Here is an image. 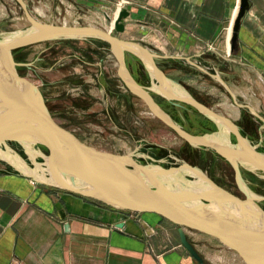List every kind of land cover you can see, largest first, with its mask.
Returning a JSON list of instances; mask_svg holds the SVG:
<instances>
[{"label":"crops","instance_id":"0c3cea01","mask_svg":"<svg viewBox=\"0 0 264 264\" xmlns=\"http://www.w3.org/2000/svg\"><path fill=\"white\" fill-rule=\"evenodd\" d=\"M120 1L71 2L78 11L91 10L92 26L108 31L107 15ZM128 1L125 9L130 15L119 37L151 49L155 60L178 69L175 73L185 70L186 84L194 86L189 73L207 76L235 104L239 97L233 95L229 82L242 77L250 84L257 78L264 85V0H250L234 50L227 28L234 24L240 0ZM247 108L256 116L255 109ZM260 137H264L261 132ZM10 144L0 145V264H200L182 245L176 225L156 214L114 210L37 182L3 157L1 151H8L34 170L31 157H20ZM186 234L204 264L221 262L204 255L200 237L205 235L190 230ZM221 248L216 246L218 251Z\"/></svg>","mask_w":264,"mask_h":264},{"label":"water","instance_id":"95a60500","mask_svg":"<svg viewBox=\"0 0 264 264\" xmlns=\"http://www.w3.org/2000/svg\"><path fill=\"white\" fill-rule=\"evenodd\" d=\"M15 1L20 4L31 26L24 31L0 34V104L10 105L9 110H0V145L18 144L27 154L28 146H44L49 152L48 156L44 155L47 177L52 178L54 183H42L92 198L114 210L160 216L178 227L182 245L200 264H204V260L188 240L187 230L215 239L235 252L244 264H264V219L259 222L240 218L238 215H232L231 210L226 212L220 208H217L218 211H210V206L219 202V198L212 194L213 190H217L235 207H245L250 202L256 213L264 217V211L257 203L260 199L248 194L250 189L241 173V168L264 173V154L257 152L250 145L230 119L199 103L182 85L168 78L158 67L156 56L147 47L118 38L117 35L125 30L124 21L130 15L128 10L123 9L120 12L114 25L115 33L112 34L113 32L92 26H56L43 23L29 13L24 0ZM250 5V0H240L232 29L233 50L238 43L242 20ZM11 34L18 35L17 41L7 43L5 37ZM88 38L98 39L110 45L118 58V73L124 84L131 93L143 100L158 120L175 131L184 141L212 150L232 165L236 181L246 195V201L216 185L198 168L183 164L166 169L154 163L143 165L134 154L120 155L100 151L82 142L53 119L40 90L18 74L13 51L48 41ZM125 53L142 61L152 83L157 81L159 89H162L163 85L172 86L178 92L158 94L167 100L182 102L198 110L217 125L216 133L221 132V124L227 125L235 135L237 144H218L208 138L212 134L194 136L182 129L155 102L149 93L150 89L139 85L130 75L125 64ZM174 105L179 106L178 103ZM254 153L259 156V162L252 159L251 155ZM184 170L199 173L210 188L202 191L176 190L177 183L174 184V181L171 182L166 176L176 174V178L180 179L183 185H187L192 181L185 179V176L190 178L192 175L183 174ZM29 175L37 181L33 175ZM64 176L74 177L73 182H81V185L77 187L68 184L63 179Z\"/></svg>","mask_w":264,"mask_h":264},{"label":"rangeland","instance_id":"374dc122","mask_svg":"<svg viewBox=\"0 0 264 264\" xmlns=\"http://www.w3.org/2000/svg\"><path fill=\"white\" fill-rule=\"evenodd\" d=\"M71 1L72 0H24L29 13L34 18L43 23L56 26H92V11L88 9L78 11L76 10L77 5ZM114 11L115 9L113 10V12ZM30 26L31 25L26 19L23 9L17 1L0 0V34L24 31L29 29ZM106 26L107 27H105V29L110 30L111 22L107 21ZM92 27L100 28L98 26ZM100 29L104 30L103 28ZM114 33L115 29L113 30L112 34ZM117 36L118 38H120L119 34ZM93 50L108 52L107 54H101L97 57L95 55L83 54V52ZM68 51L79 52L81 53V55L78 56L82 60L92 62V75L93 73L99 74L101 70H97L95 68H97L98 64L101 63V58L106 55V58L104 60H106L107 71L110 76L114 77V80H117L116 82H114V85L120 84L117 79L118 63L116 58H114V55L110 54L112 52L111 47L108 43L98 39H66L43 42L17 49L13 51V57L15 63L17 64L16 69L18 74L23 79L27 80L40 90L47 108L48 105L55 103L54 101L59 99V104L63 105L64 107L66 106L67 111H70L71 114H75V109L71 107L73 104V100L69 95H71L72 93L76 94L77 91H67L68 89L65 90V88L63 89V87L59 85H54V87L51 86L50 88H48V86L46 85L44 86V84L46 83L52 84L54 82L60 81V73L68 74L71 72H80V68L82 70L81 65H79V60L75 61V64H78L72 65V68H69L67 70L58 69L59 67L57 63L59 62L61 57L68 54ZM50 52H58V54H60H57L56 57H52L48 62H40V59L44 58ZM63 52H66L67 54ZM168 73L169 76H166L174 81L175 79L182 78L178 73H175L174 71H169ZM191 76V84H193L194 87L197 86L198 88L193 91L196 95H198L200 99H202L204 102L206 101L207 103H209V106L203 104L204 106L232 121H238L240 116L243 115H246L249 118H254L256 120V128L262 127L259 132H261L262 136H264V85L259 83L260 81L257 78L256 82L254 79V82L251 81L252 83L250 82V84L242 82V77H237L232 82L228 83L230 84L229 88L233 95H238L237 97H239L236 100L237 104H235L230 98L228 92L224 88H222V86L217 81H214L211 78H207V76H201L200 74H193ZM143 85H145L143 87L149 88L151 91H155L153 89V83L152 86H148L147 82H143ZM128 92L129 94L131 93L129 90ZM92 93L97 97V101H101V97L103 98L99 91H94ZM152 93L154 94L153 96L157 95V97H159L158 100H161V103L163 102L162 100L167 101L163 104L164 107H161V104L159 105L160 102L158 103V101L154 99L155 102L162 108V110L170 117L171 113L169 111V107L171 104L169 102L173 103V105L175 103H178L179 106L176 107L181 108L182 102L167 100L156 91ZM135 97L136 95H130V98L133 99L135 106L137 104L139 106L135 107V111H137L138 114H136V117L133 115L129 116V131L127 134L116 132L114 129H112L111 125H109V122L101 120L102 117L99 118V121L93 123H81L79 122L78 117H74V122H68L65 121V119H59L58 124L69 130L73 134L77 133L79 136H82L80 140L89 146H92L100 151L114 154H134L137 156L139 162L143 165L154 163L155 165L169 169L172 167H178L186 163L189 164L183 159H174L176 158L174 152L177 151V148L180 146V144L185 141L174 134L173 131L166 125H164L160 120L154 118L149 112L148 108L140 103V101H138ZM247 107L255 109L257 112L256 116L247 113L246 110H249ZM176 114L183 116V113L180 110L176 111ZM176 114L173 113L174 116ZM137 118L140 119L138 120ZM171 118L173 119V117ZM142 120L144 121V123L142 122ZM135 121H139V124L136 125ZM140 121L143 124H141ZM179 122H181V125H185L183 119L180 118ZM132 126L134 127L132 128ZM135 126L137 128H135ZM212 129L213 131L210 130L208 133L205 132L204 135L211 134L212 132L216 131V129ZM80 130H86L88 133L84 135ZM216 134L217 133L211 135L212 141L214 142V139L218 140V138H216L215 136ZM255 134V136H251L254 134L249 135V133L247 132H242L243 137H245L247 140H250L251 144L254 147H258L256 151L264 154V137L261 138L260 135H257V133ZM234 143L236 144L237 141ZM11 144V148L14 149L20 157L30 160V157L25 154L24 149L20 145L13 143ZM34 151L38 152V156H40H34V159L37 157L36 160L32 159L34 161H31L32 164H34L33 169L36 170L38 164L40 165V167L42 166L46 168L44 155L48 156V150L44 146L37 145L35 146ZM254 155L259 157L257 154ZM215 158L219 160V156H217L216 154ZM189 165L192 166L191 164ZM220 166H222V169L221 167H219L214 170H209L207 165L202 166L203 168L201 166L193 167L200 169L216 185H218L225 191L231 193L242 201H246V195L240 189L236 181V175L232 165H230L225 159H223L220 160ZM241 173L245 184L250 189V192L252 191V193L260 199V201L257 203L264 211V173L251 172L243 168H241ZM185 179H188L192 182L199 181L196 177L193 176H190V178L185 176ZM200 238L203 253L209 259H218L221 261L219 264H244L241 258L235 252H233L232 250H227L228 248L223 246L220 242L209 239L207 236H201ZM218 245L222 246V248L224 249L221 248V250L219 251L216 250V246L218 247Z\"/></svg>","mask_w":264,"mask_h":264},{"label":"flooded vegetation","instance_id":"af4514ba","mask_svg":"<svg viewBox=\"0 0 264 264\" xmlns=\"http://www.w3.org/2000/svg\"><path fill=\"white\" fill-rule=\"evenodd\" d=\"M121 39V38H120ZM108 51L103 52V51H87L83 52L84 55H95L100 56L101 54H107ZM67 55L61 57L59 62L57 63L58 69L61 70H67L69 68H72V65H77L75 64L76 60L80 61L82 70L80 68V72H71L68 74H63L60 73L59 79L60 81L54 82V83H46L44 86H48L50 88L51 86L54 87V85H59L62 86L63 89L65 88L73 91H77L76 94L72 93L69 95L72 100V108L75 109V114L70 111H67L66 106L64 107L63 105L59 104L58 100H55L53 104L48 105L49 112L53 119L58 123L59 119L65 121H73L74 122V117L79 118V122L81 123H93L96 121H99V118L102 117V121H107L109 122V125H111L112 129H114L116 132L120 133H128L129 131V116H137L136 114L137 111H135V107H139L138 104L135 106L133 99L130 98V95L133 93L128 92L127 86L124 84L122 78L119 76L118 70H119V61L116 55L111 52L110 54L114 55V58H116L117 63H118V68H117V79L120 84L114 85V82L117 80H114V77L110 76L107 68H106V55H104L101 60L100 64H98V67L95 68L97 70H101L99 74L93 73L92 75V62H87L85 60H82L78 55H81L79 52H63ZM58 52H50L48 55H46L44 58L40 59V62H45L49 61L52 57H56ZM60 54V53H59ZM58 54V55H59ZM125 59V64L128 72L130 75L134 78V80L141 86L143 85V82H147L148 86H152V79L149 74V72L146 70L144 64L140 59L137 57L125 53L124 56ZM156 63L158 64V67L167 75L169 76V71H177L175 68L170 69L167 68V64L161 61H158L157 59L155 60ZM43 64V63H42ZM166 65V66H165ZM185 70H181V73L179 74L182 78L175 79L179 83H181L184 87V89L190 93V95L196 99L198 102L209 106V103L206 101L204 102L202 99L198 97V95L195 94L193 90L198 89L197 86L194 87L190 84L185 83ZM78 73V74H76ZM189 77L192 75L191 73L187 74ZM146 88V87H145ZM94 91H99L101 93V101H97V97L92 93ZM149 91V90H148ZM152 92L155 91H149L152 97L156 101H158L159 105L161 107H164V103L167 102L166 100H162L163 102L161 103V100H158L159 97L153 96L154 94ZM60 97V96H59ZM163 97V96H162ZM140 103H142L144 106L145 103L141 98L138 96L135 97ZM164 98V97H163ZM62 100V99H61ZM171 105L169 107V111L171 113V117H173V120L179 125L181 122L180 118L183 119L185 122V125H179L182 129L190 133L191 135L194 136H204V133H208L210 130L213 131L212 128L216 129L215 132H218V127L217 125L208 119L207 117H204L201 113H199L198 110L195 108L181 103V108L176 107L173 105V103L169 102ZM147 107V106H146ZM137 110V109H136ZM149 110V109H148ZM181 111L183 113L182 115H177L176 111ZM185 111V114H184ZM150 112V111H149ZM77 113V114H76ZM151 113V112H150ZM176 114L175 116L173 115ZM151 115L156 118L152 113ZM139 116V115H138ZM178 117V118H175ZM138 120L140 118H137ZM158 119V118H157ZM58 120V121H57ZM179 120V121H178ZM237 126L240 128L241 132H247L251 136L260 135L259 130L262 127H257L256 128V120L254 118H249L246 115L240 116L239 120H233ZM141 122V121H140ZM144 123V121L142 120ZM141 122V124H143ZM135 124H139V121H135ZM134 126H132L133 128ZM135 128H137L135 126ZM172 130V129H171ZM84 135H86L88 132L86 130H80ZM173 131V130H172ZM174 134L179 136L175 131H173ZM76 137L79 139L82 138V136H79L77 133L75 134ZM180 137V136H179ZM181 138V137H180ZM182 139V138H181ZM183 140V139H182ZM229 140L232 143L236 142V138L234 134H230ZM264 143V141H263ZM186 144V145H185ZM176 155L175 160L183 159L186 162L193 166H208L209 170H214L217 169L220 166V160H223L224 158L217 154L216 152L212 150H208L204 147H196L191 144H189L187 141L182 142L180 146L177 148V151L174 152ZM215 154L219 156V160L215 158ZM178 158V159H177ZM229 163V162H228ZM187 164V163H186ZM188 164V165H189ZM230 164V163H229ZM231 165V164H230ZM203 168V167H202ZM234 169V168H233ZM235 172V171H234Z\"/></svg>","mask_w":264,"mask_h":264},{"label":"bare ground","instance_id":"6f19581e","mask_svg":"<svg viewBox=\"0 0 264 264\" xmlns=\"http://www.w3.org/2000/svg\"><path fill=\"white\" fill-rule=\"evenodd\" d=\"M238 9V7H237ZM238 13V10L235 12V15H237ZM234 15V16H235ZM234 21V20H233ZM231 30H230V34L229 36H231ZM17 38H18V35L17 34H11V35H6L5 37V41L7 43H14L17 41ZM157 82V81H156ZM154 81V84H153V89L159 93H163V94H177L178 92L172 87V86H164L163 85V88L162 89H159V86L158 84ZM163 84V82H162ZM9 107L10 105H5V104H0V110L1 111H4V110H9ZM222 126V130L221 132L217 133L215 136L217 139H214L215 140V143H218V144H226V143H231L230 140H229V128L227 125L225 124H221ZM214 136V135H213ZM208 138L210 140H212V137L211 136H208ZM225 140V141H224ZM28 150H26L28 152V154L30 155L31 159L33 160H36L37 157L34 159V156H38V152L34 151L35 148L33 147H30L28 146L27 147ZM5 151H1V154L4 155L3 157L9 159L12 163H14L18 169H20L23 173H26V174H31L33 175L37 181L39 182H44V183H48V184H51V183H54V180L52 178H48L47 176V172L48 170H46L44 167H40V165L38 164L37 166V169L36 170H30L28 168H26V166L24 165V163L14 154L10 153V152H5ZM255 154V153H254ZM254 154L251 155L252 159H256V161L260 160L259 157L255 156ZM40 156V155H39ZM38 156V157H39ZM261 158V157H260ZM259 162V161H258ZM183 174L186 173V174H190L192 176H195L199 181H196V182H190L189 184L187 183V185H183L182 182H180L178 178H176V174H173V175H168L166 176L167 179H170L172 180L171 182L174 181V184L175 185H178L177 189L176 190H184V189H187V190H191V191H202L203 189H209V185L205 184L204 181V178H202V176L198 173H194V172H189L187 170H184L182 171ZM63 179L68 183V184H71V185H74V186H77L78 185H81V182H73L75 179L74 177H71V176H64ZM245 187V185H244ZM246 190V189H245ZM247 191V190H246ZM213 195L217 196L216 198H219V202H214L211 206H210V211H218L217 208H220L222 209V211H228V210H231L233 213L232 215H238V217L242 218V217H245V218H248V219H251V220H256V221H259V222H263V219L264 217L258 213H256L255 209H254V206L248 202V204L245 206V207H235L233 204H231L230 200L227 199L223 193H219L217 190H213L212 192ZM248 194L251 196V197H256L255 194L251 192H248ZM219 204V205H218ZM193 206V205H192ZM236 208V209H235ZM235 211V212H234Z\"/></svg>","mask_w":264,"mask_h":264},{"label":"built area","instance_id":"2783aa9c","mask_svg":"<svg viewBox=\"0 0 264 264\" xmlns=\"http://www.w3.org/2000/svg\"><path fill=\"white\" fill-rule=\"evenodd\" d=\"M130 4H131V2L128 0H121L120 2L116 3L115 11L111 12V14L107 15V19L111 22V28H110V30H108V32H111V33L113 32L115 22L118 19L120 12ZM232 29H233V22L227 28V32H229V34H230V30L232 32ZM231 35H232V33H231Z\"/></svg>","mask_w":264,"mask_h":264},{"label":"trees","instance_id":"16d2710c","mask_svg":"<svg viewBox=\"0 0 264 264\" xmlns=\"http://www.w3.org/2000/svg\"><path fill=\"white\" fill-rule=\"evenodd\" d=\"M163 219V218H162ZM165 220V219H164Z\"/></svg>","mask_w":264,"mask_h":264}]
</instances>
